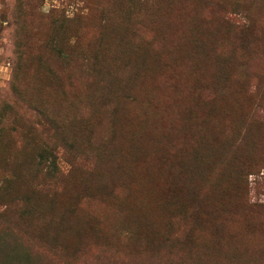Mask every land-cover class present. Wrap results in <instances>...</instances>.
I'll use <instances>...</instances> for the list:
<instances>
[{
    "label": "rangeland",
    "instance_id": "rangeland-1",
    "mask_svg": "<svg viewBox=\"0 0 264 264\" xmlns=\"http://www.w3.org/2000/svg\"><path fill=\"white\" fill-rule=\"evenodd\" d=\"M259 260L264 0H0V264Z\"/></svg>",
    "mask_w": 264,
    "mask_h": 264
},
{
    "label": "trees",
    "instance_id": "trees-1",
    "mask_svg": "<svg viewBox=\"0 0 264 264\" xmlns=\"http://www.w3.org/2000/svg\"><path fill=\"white\" fill-rule=\"evenodd\" d=\"M148 73H149V71L141 70V71L138 73L137 78H139V79H144V78H146V77L148 76ZM233 264H236V262H234ZM241 264H252V263H250L249 261H247V262H244V263L242 262ZM256 264H264V260L256 261Z\"/></svg>",
    "mask_w": 264,
    "mask_h": 264
}]
</instances>
